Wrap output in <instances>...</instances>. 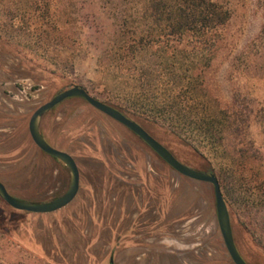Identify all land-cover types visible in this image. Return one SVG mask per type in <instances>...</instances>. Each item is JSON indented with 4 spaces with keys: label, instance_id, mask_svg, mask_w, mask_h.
Segmentation results:
<instances>
[{
    "label": "rangeland",
    "instance_id": "rangeland-1",
    "mask_svg": "<svg viewBox=\"0 0 264 264\" xmlns=\"http://www.w3.org/2000/svg\"><path fill=\"white\" fill-rule=\"evenodd\" d=\"M226 2L232 18L204 76L232 126L220 150L201 148L222 180L240 252L264 264V0ZM115 10L105 0H0V36L10 46L0 44V181L13 196L42 202L68 189L67 167L35 144L29 121L76 84L101 100L119 93L103 65L118 32ZM41 129L76 159L80 190L51 213L0 196V264H234L210 183L179 173L80 97L53 108Z\"/></svg>",
    "mask_w": 264,
    "mask_h": 264
},
{
    "label": "trees",
    "instance_id": "trees-1",
    "mask_svg": "<svg viewBox=\"0 0 264 264\" xmlns=\"http://www.w3.org/2000/svg\"><path fill=\"white\" fill-rule=\"evenodd\" d=\"M105 3L116 7L118 32L104 49L103 65L119 93L103 101L140 123L183 163L214 173L201 146L220 150L232 116L208 93L204 71L232 18L231 7L226 0ZM0 44L10 48L1 36Z\"/></svg>",
    "mask_w": 264,
    "mask_h": 264
},
{
    "label": "water",
    "instance_id": "water-1",
    "mask_svg": "<svg viewBox=\"0 0 264 264\" xmlns=\"http://www.w3.org/2000/svg\"><path fill=\"white\" fill-rule=\"evenodd\" d=\"M72 97H80L86 100L93 107L97 108L111 118L128 127L140 138H142L157 154H159L171 167H173L179 173L198 181L210 183L214 189L218 223L229 255L232 258L234 264H250L242 256L237 246L230 208L223 194L218 176L215 173L198 170L183 163L164 144H162L158 139L150 134L140 123L127 117L114 106L95 97L85 87L79 84H76L68 89L59 92L49 101L40 105L32 114L29 123V130L35 143L43 151L57 157L66 165L71 178V184L68 191L64 195L48 202H31L21 200L13 196L9 192L6 185L2 181H0V196L8 204L15 207L16 209L23 211L35 213H51L61 209L62 207H65L66 205L71 203L77 196L80 188V169L76 159L71 153L52 146L46 140L41 131V121L45 114H47L64 100Z\"/></svg>",
    "mask_w": 264,
    "mask_h": 264
},
{
    "label": "flooded vegetation",
    "instance_id": "flooded-vegetation-1",
    "mask_svg": "<svg viewBox=\"0 0 264 264\" xmlns=\"http://www.w3.org/2000/svg\"><path fill=\"white\" fill-rule=\"evenodd\" d=\"M49 101V100H48ZM47 102V101H46ZM50 112V111H49ZM48 112V113H49ZM46 115V114H45ZM31 119V118H30ZM29 123H30V121H29ZM30 131V130H29ZM41 131H42V129H41ZM43 133V132H42ZM31 134V133H30ZM43 135H44V133H43ZM45 136V135H44ZM33 139V138H32ZM34 141V140H33ZM35 142V141H34ZM36 144V143H35ZM37 145V144H36ZM38 146V145H37ZM39 147V146H38ZM40 148V147H39ZM41 149V148H40ZM42 150V149H41ZM43 151V150H42ZM44 153H46V154H48V155H50L52 158H54V159H58L57 157H55V156H53V155H51V154H49V153H47V152H45V151H43ZM58 160H60V159H58ZM61 161V160H60ZM66 166V165H65ZM70 184H71V178H70ZM80 184H81V174H80ZM69 187H70V185H69ZM69 187H68V189H69ZM68 189L65 191H63L62 193H60V194H55L54 196H53V198L52 199H50V200H48V201H51V200H54V199H56V198H58V197H60V196H62V195H64L67 191H68ZM79 190H80V188H79ZM52 192L54 193V190H52ZM48 201H42V202H48ZM70 204V203H69ZM68 204V205H69ZM10 205V204H9ZM68 205H66V206H68ZM11 206V205H10ZM65 206V207H66ZM12 208H15V207H13V206H11ZM65 207H62V208H65ZM112 262H114L113 260H112Z\"/></svg>",
    "mask_w": 264,
    "mask_h": 264
}]
</instances>
